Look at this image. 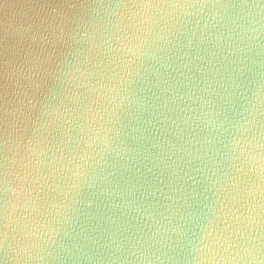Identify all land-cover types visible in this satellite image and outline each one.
<instances>
[{"label":"water","instance_id":"95a60500","mask_svg":"<svg viewBox=\"0 0 264 264\" xmlns=\"http://www.w3.org/2000/svg\"><path fill=\"white\" fill-rule=\"evenodd\" d=\"M0 264H264V0H0Z\"/></svg>","mask_w":264,"mask_h":264}]
</instances>
